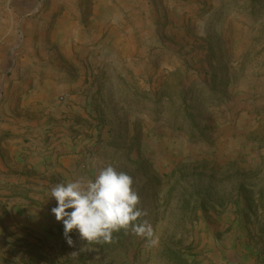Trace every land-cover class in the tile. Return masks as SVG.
<instances>
[{
    "label": "rangeland",
    "instance_id": "rangeland-1",
    "mask_svg": "<svg viewBox=\"0 0 264 264\" xmlns=\"http://www.w3.org/2000/svg\"><path fill=\"white\" fill-rule=\"evenodd\" d=\"M151 1L126 15L120 70L96 42L99 64L86 58L92 85L72 92L86 98L91 122L80 172L94 179L112 165L129 174L158 244L130 230L88 243L73 229L69 245L55 218L33 264H264V0ZM48 7L0 3V142L6 123L28 116L14 98L21 72L13 69L38 65L50 49L57 13L47 20ZM77 137L68 135L71 143ZM12 251L29 264L27 251Z\"/></svg>",
    "mask_w": 264,
    "mask_h": 264
},
{
    "label": "crops",
    "instance_id": "crops-1",
    "mask_svg": "<svg viewBox=\"0 0 264 264\" xmlns=\"http://www.w3.org/2000/svg\"><path fill=\"white\" fill-rule=\"evenodd\" d=\"M31 1L0 0V3L5 2L8 7H21ZM151 2L49 0L47 20L50 21L52 15L57 13L50 36V49L38 65L22 62L13 69L21 72L20 79L12 82L17 89L14 98L20 101L22 113L29 117L21 116L15 126L6 123L10 132H5L8 137L5 135L0 142V263L5 258L12 260L8 263L22 264L15 261L20 256L12 251L15 248L22 250L21 254L27 251L23 254H29L30 260L26 262L33 264L31 254L42 243L38 237L46 233L55 219L51 209L57 202L50 196L51 188L57 183L89 178L87 171L80 172L79 165L82 160L79 150L87 147L84 146L86 138L92 134L86 128L91 125L90 118L84 112L87 100L72 91L82 81H85L86 87L92 85L87 77L90 71L86 58L97 63L98 58L92 51L96 42L103 46L107 57L111 55L114 58L111 65L120 70L118 66L121 63L115 65L114 60H122L126 51L128 34L125 32L130 27L126 23L130 20L126 19V15L139 9L143 11ZM100 52L103 57L104 52ZM99 85L102 87L103 81H99ZM63 92H70L71 95L69 100L62 103L56 98ZM57 127L62 129L61 132L56 133ZM72 131L78 134L77 141L73 143L68 138ZM47 134H55L60 139L55 141ZM31 135L34 138H29ZM51 146L54 150H51ZM57 150L66 153L57 154ZM93 155L89 152L87 163L91 162ZM100 157L98 155L97 159ZM4 249H8L5 254ZM70 252L74 254L73 249L67 253ZM44 264L68 262L55 260Z\"/></svg>",
    "mask_w": 264,
    "mask_h": 264
},
{
    "label": "clouds",
    "instance_id": "clouds-1",
    "mask_svg": "<svg viewBox=\"0 0 264 264\" xmlns=\"http://www.w3.org/2000/svg\"><path fill=\"white\" fill-rule=\"evenodd\" d=\"M132 185V177L112 165L100 168L94 179L80 177L54 185L50 196L57 204L51 212L63 222L67 243H73L68 236L73 229L88 243H111L114 232L130 230L146 238L149 246L157 245L153 226L141 219L147 211L138 207L140 197Z\"/></svg>",
    "mask_w": 264,
    "mask_h": 264
},
{
    "label": "built area",
    "instance_id": "built-area-1",
    "mask_svg": "<svg viewBox=\"0 0 264 264\" xmlns=\"http://www.w3.org/2000/svg\"><path fill=\"white\" fill-rule=\"evenodd\" d=\"M66 96L67 95H61V96H59V99L61 100V102H65L66 101ZM49 135L51 136V134H49ZM51 150H53V147L52 146H51ZM62 233L64 234V229H63V232ZM69 233H68V235H69Z\"/></svg>",
    "mask_w": 264,
    "mask_h": 264
}]
</instances>
